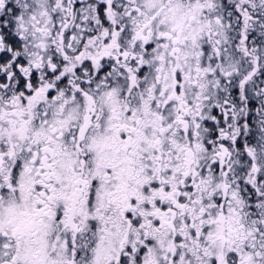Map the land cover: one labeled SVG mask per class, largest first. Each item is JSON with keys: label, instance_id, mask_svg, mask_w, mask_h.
Segmentation results:
<instances>
[{"label": "snow or ice", "instance_id": "6c2138e0", "mask_svg": "<svg viewBox=\"0 0 264 264\" xmlns=\"http://www.w3.org/2000/svg\"><path fill=\"white\" fill-rule=\"evenodd\" d=\"M0 264H264V0H0Z\"/></svg>", "mask_w": 264, "mask_h": 264}]
</instances>
